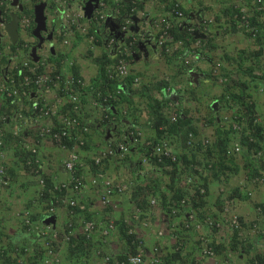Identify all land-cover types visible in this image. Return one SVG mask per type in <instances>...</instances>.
<instances>
[{"label": "rangeland", "instance_id": "1", "mask_svg": "<svg viewBox=\"0 0 264 264\" xmlns=\"http://www.w3.org/2000/svg\"><path fill=\"white\" fill-rule=\"evenodd\" d=\"M88 1L75 0V7L77 8L76 3L79 2L80 8L74 11L79 22L83 25L89 24L90 30L94 31L95 26H92L90 20L84 16ZM113 1L108 0L111 7L114 6ZM187 1L185 5L183 1L178 0L185 10V15L181 19H174L172 31L173 40L174 38L183 39L184 44L169 56L160 53L156 43L159 34L154 24L158 19L165 17L164 11L161 14H151L149 10L142 9L144 12L140 14H131L124 7V10L111 14V23L122 25L126 19L132 22V26L127 30L118 29L115 32L117 47L133 39L146 45L144 54L138 55V52L133 49L132 54L128 56L131 74L126 80L128 83L123 94L129 90L131 94L126 99H120L121 110H119L116 121L120 123V119H128L134 124L138 123L139 126H143L144 122L135 121L136 116L142 119L147 101H149L148 106L159 101L163 119L169 121L167 124L176 123L180 118L189 122L179 127L172 137L175 140L174 150L178 157L177 163L159 164L154 159L146 157L148 152L142 146H137L138 156L131 157V161L138 165V169L130 170L135 178L132 187L137 189L143 187L139 193L141 210L139 211L136 206L130 208L125 226L121 225L118 220L116 223L119 229L126 227L129 230H137V233L133 232L135 233L134 241L132 243L126 241L124 235H110L106 244H103L101 235H94L92 243L85 244L83 235H74L79 243L76 246L78 251L71 253V247H73L71 241L65 240L60 233L57 236L48 233L45 235H48L49 239L43 238L45 235L39 234L38 231L44 230L41 215L48 213L49 206L44 202L45 196L42 195L43 188L39 186L37 173L26 164L30 155L28 150L30 144L27 140L23 142L20 138H16L11 130H4L2 132L3 151L12 177V186L6 185L0 189V202H4L7 207L3 209L0 217L2 264H44L46 249L52 245L51 237L57 238L54 243L58 244L56 249L61 253V264H81L93 252L100 263L109 264L106 257H111L113 261L120 260L128 254L138 252L139 245L141 249L144 248L148 260L152 259L153 254L157 252L163 264H176L177 261L181 264H196L198 261L197 255L195 256L196 250L201 252V255L203 253L204 247L200 238L202 234L198 232L199 235H193V242L187 246L184 256L181 254L179 245L162 244L157 234L160 229L165 228L164 225L168 226V222L173 223L171 219H175V216L181 217L180 214L172 213V206L179 209L180 200L184 197L191 203H195L194 192L199 185H205L208 191L210 188H214L215 191L212 200L204 199L205 204L193 207L200 218L210 213L227 221L233 213L240 212L238 198L249 200L244 204L249 205L248 208L255 217L254 222H259L260 217L264 216V202H254L256 201L254 197L249 195L250 192L264 187V182L257 183L255 180L257 176L264 175V23L262 22L264 20V0L257 6L253 4V0H249L245 5L242 4L245 0ZM165 11L167 12V9ZM241 11L248 16L253 25L260 26L259 36H254L253 32L241 25V22L237 23L235 16ZM179 21L195 27L203 25V37L191 35L189 38V35L181 29ZM98 23L105 24L102 21ZM114 28L116 27L112 25V29ZM91 33L94 34L90 31ZM75 36L76 39H71L72 45L63 50L64 53L70 55L76 50L80 56L76 60L70 57V60L74 61L73 65L77 66L78 63L83 62L89 69V73H95L99 69L98 65L103 64V61L99 62L97 59L105 56L104 48L100 47L98 52H94L90 47L100 42H91L86 39L88 35L85 31L78 29ZM202 38L205 46L204 43L200 45L197 43ZM2 50L0 51L2 56L0 72L1 69L9 70L5 66L10 58L7 54L4 55ZM118 51V48L112 50L114 55H117ZM8 53L15 56L14 59H23L27 54V49L24 46L20 54L13 51ZM187 60L189 62H186ZM190 64L194 73L188 71ZM135 77H140L141 82L136 83ZM151 80L154 81L155 89L165 90L169 97L165 98L163 92L154 93L153 88L151 89L153 95L150 94L145 87ZM158 93L161 98L158 97ZM251 103L254 104L256 113L249 111L248 105ZM1 112L0 109V114ZM136 112L138 114H135ZM102 116V113L99 114L98 121H101ZM174 116L176 118L172 120ZM258 126L261 128V136L256 130ZM163 135L164 132L159 135L153 125L149 128V136L143 133L142 138L147 137L146 141L156 142ZM103 137H106L105 130L97 139L99 145L103 143ZM190 138L193 140L191 144L188 143ZM117 139L120 138L117 137ZM20 141H22L21 144H19ZM25 142L26 149L21 150L20 154L14 151L16 144L22 146ZM237 146H240L241 150L238 153L233 152ZM85 147L89 148L88 144ZM54 148L66 153L60 146L59 149ZM64 158L62 157L59 161L56 158H49L47 160L50 164L47 165L49 169L46 168L47 173H43L46 176L51 173L58 174L55 168L61 167ZM140 170L145 174L141 179L139 176L143 174ZM127 174H129L128 171L122 176ZM48 177L49 181L54 178ZM177 188L183 191L178 192L182 196L175 194ZM152 197L160 201L158 206L150 205L149 199ZM59 206L63 208L66 205L60 203ZM163 210L164 215L160 212ZM153 213H156V216ZM137 214H141L140 220L145 218L142 224L149 235H144L141 227L137 225L138 218L135 217ZM27 216L32 217L34 228L26 224ZM88 217L92 218L89 214ZM147 217L152 220L149 225L146 224ZM241 217L243 216L240 215V219ZM174 223L173 228L181 225V222L177 226ZM243 223L242 231L254 227L253 222L248 223L243 220ZM77 227L78 233L86 231L85 224L78 223ZM227 227L229 226L225 224L221 230H215L211 233L212 235H209L210 237L207 235L206 237L216 253L220 250L217 241L221 242L223 248L220 252L224 253L228 260L238 256L240 243H246L244 245L247 247L252 243L250 241L252 238L251 235H237V230L231 227L226 230ZM62 229L64 228H60ZM18 235H22V239L14 241L15 236L18 237ZM248 249L242 253H249ZM261 249L262 247L258 252H254L251 262H254V259L261 254ZM99 250L100 253H98ZM228 253L232 256H228ZM86 260L91 264L94 263L89 259Z\"/></svg>", "mask_w": 264, "mask_h": 264}, {"label": "crops", "instance_id": "2", "mask_svg": "<svg viewBox=\"0 0 264 264\" xmlns=\"http://www.w3.org/2000/svg\"><path fill=\"white\" fill-rule=\"evenodd\" d=\"M117 1V0H115ZM173 0H144V9L149 10L151 14H161L162 11L164 13L166 12L165 9L167 6L172 2ZM178 1V0H177ZM187 4V0H181ZM249 0H245L242 4L245 5L248 3ZM27 3V11L33 15V25H31L28 28H23L20 25V21L17 18V14L14 11H17L16 6H14V3ZM31 2V3H30ZM46 6L43 11V15L45 17V23L43 24V29L40 31L36 32V29L38 27V22H36V5L39 3H34L33 0H7L5 1V4L8 6V12L5 13V11L2 9V14L0 15V51H4V55L7 54L9 56V63L6 64L5 67H7L9 70H6V72L3 74V70L1 69L0 72V82L4 81L7 79V74L10 71V68L14 69V65L16 63L15 56L13 57L10 55L8 52H14V53H21L23 50V47L27 49L35 45H40L41 47V53L51 57L56 58L53 59L55 60L59 66L60 69L62 70L63 74H68L70 75L72 73V63L74 62L73 60H70V57H74V60L80 54L74 50V53H70L68 55L67 53H64L63 50L66 48H70V46H66L62 43V36H71V38L76 39L75 32H77L78 27L72 26L70 23V16L75 15V9L80 8L79 7V2L76 3L77 8L75 7V0H45ZM1 8V7H0ZM112 8L110 10V13H112ZM98 30L102 32L103 34L106 32V27L103 25L98 26ZM96 28V27H95ZM105 28V29H104ZM97 30V29H95ZM75 33V34H74ZM101 33V34H102ZM74 34V35H73ZM75 42V40H74ZM71 44V43H69ZM85 45V43L83 44ZM87 46V45H86ZM79 48V46H77ZM95 52H98V49L100 48L99 45L92 46ZM103 48V47H101ZM98 55V53H97ZM16 57H18V54H16ZM0 59H2V56L0 55ZM202 61V59H200ZM79 65V71L80 75L84 78L86 85L84 89V106L82 107V121L85 124H88L91 127V132L89 133L88 141L87 144L89 148H83L81 150V155L85 157V167H82L81 172L84 174L88 181V188L86 189V193L84 196V201L87 203V211L89 216H91L95 221H101L105 219L107 216L112 217L116 220H125L127 221L129 218V209L134 208L135 206L141 210L139 200H140V194H136L135 188H132V190L123 192V193H115L111 196V204H105L102 199H101V192L98 188L96 187H90L89 186V180L93 172H89L86 167L91 161L90 158H92L99 150L105 148L108 142H115V134L117 133V129L119 125H99L96 121L97 118L99 117V114H101V109L98 108L97 106L94 105L93 101L91 102V97L95 95L97 92V88L100 86V83H98V78L99 77V69L95 71V73H89V69L86 68V64L84 65L83 62L78 63ZM4 66V64H2ZM4 67V68H5ZM189 71V70H188ZM94 72V71H93ZM154 72V70L152 71ZM153 80H151L150 83L145 87V89L153 95V92H163V96L166 98L167 93L165 90H157L155 89V85L153 84ZM153 88V92L152 89ZM142 90V89H141ZM142 93L144 91L142 90ZM35 97L39 96V98H42L46 100L50 105L53 107H56L58 109V114L55 115L53 118H44L43 121L46 123H51L53 126H59L61 123V115H63L65 112L70 111V105L66 103V98H62V91L57 85H52L50 89L48 90H38L37 92L34 93ZM158 97L161 98L160 93H158ZM60 98L63 99V101H60ZM31 98H7L5 96L0 95V109L2 110L1 114H10L14 115L15 111L22 112L24 114L23 118L20 119H12L11 122L6 126V130H19L24 139V141H28L30 148L33 144V139L34 136H36L37 133V128L40 125L41 121L35 116L33 113L30 111V105H31ZM149 101L146 102V111H144V115L142 116V119L140 120L136 116L135 121H142L144 122L143 126H139V124H134L138 128H140L142 134H148L149 136V128H152L153 125V120L154 113L151 111L152 109L150 108ZM144 107V106H142ZM147 112V113H145ZM135 114H138L137 112ZM147 114V115H145ZM116 124V123H115ZM117 126V127H116ZM105 130L106 131V137H103V143L98 144L99 141H97L99 135L101 132ZM110 131V135H109ZM147 132V133H146ZM17 137V136H16ZM147 137L141 138V140H138V143L134 146L131 147V150L129 154L124 158V159H117V158H111L107 160V162L104 165V171L107 172L111 177L115 179H121L124 176V174L127 169H132L134 166V162L131 161V157H137L138 152L137 146L142 145L141 143H144L146 141ZM26 145V142L24 143ZM24 145V146H25ZM28 145V144H27ZM15 152L19 153L21 152V146L16 144ZM59 146L62 147L60 144L56 143V146H54V142L51 140L45 139L40 141V145L38 146V157L40 159L41 165L44 168V172H46L47 165H50L47 160L49 158L57 159L58 161L62 158L65 157L64 160L67 158L68 154L70 153L72 147H62L65 152H61L60 150H56L54 147H57L59 149ZM59 155H62L59 157ZM55 162V161H54ZM43 163V164H42ZM45 165V167H44ZM55 169L58 170V174H49L48 176L54 177L55 181L59 179H67L69 177V172L64 169L63 163L61 167H56ZM124 170V173H122ZM51 172H53V169H51ZM138 172V171H137ZM140 172L143 174L139 176L141 179L142 177L145 176L144 171L140 170ZM47 173V172H46ZM57 175V176H56ZM56 176V177H55ZM40 186V185H39ZM215 196V191L214 188H210L209 191L207 192L206 200L211 199ZM251 197H254V202H264V187L261 189L256 190L255 192H251ZM239 200V208L240 212L239 214L243 216V220L251 223H254L253 228H248L246 229L247 231H240L237 233V235H251L250 237L252 240H250L252 243L250 245H247L245 247L244 244L246 243H240V248L242 249L241 252H238V256H235L233 259H228L224 253H221L220 250L223 248V245L221 242L217 241L219 244V251L217 252L215 257H203L201 255V252L196 250L195 256L197 255L196 258L202 260V264H251V256L254 255V252H258L260 247L262 249L264 248V216H261L259 219V222H254L255 217L253 216L251 209H249V205H245V202H249V200L241 199L238 198ZM160 204V201H158ZM208 204V203H206ZM164 206V204H162ZM7 208L5 207L4 202H0V217L2 216L3 209ZM248 208V209H247ZM238 209V208H237ZM57 222H56V227L58 229L64 228L66 226V223L69 221V210L67 206L65 207H58L57 208ZM163 215L165 211H160ZM59 215V216H58ZM154 216H156V213H153ZM50 215L43 214L41 215V220L42 222H47L48 219H51ZM137 218V217H136ZM181 217H176L175 219H171V221H174V225L176 223L181 222ZM172 222H168V226H165L163 228L165 234L163 237L158 238L160 239V243L162 244H177L179 247H181L182 251V256H184V252L187 249V246L193 242L194 236L193 235H199L201 240L202 238L208 239L210 237L209 235H212L213 233L211 230L203 229V230H196V229H183L181 226H178L177 229L175 227L173 228ZM137 225L141 227L143 230L144 235H149L145 230H144V225L142 224L140 219H137ZM246 225V224H245ZM78 223L76 224V231L78 229ZM251 227V225H250ZM229 227H227L226 230H228ZM133 231V230H132ZM135 233H137V230H134ZM199 232V234H198ZM222 233L224 232L221 231ZM111 235H121L120 229H118V226L116 227V230L112 232ZM239 237V236H238ZM212 238V237H211ZM216 238H218L216 236ZM241 238V237H240ZM243 238V237H242ZM22 239V235H18V237L15 236L14 241H20ZM246 240V239H243ZM151 241V239H150ZM148 241V242H150ZM203 242V240H202ZM201 242V243H202ZM247 242V241H246ZM77 243V242H75ZM78 246V245H77ZM248 249L249 253H242L244 250ZM78 251V248L76 247H71V253H76ZM178 255V253H177ZM186 258V257H182ZM91 262H94L93 264H103L98 261V257L94 256V252L89 255L88 258ZM86 259L83 260L84 263L91 264L89 261ZM176 264H181L180 261H177Z\"/></svg>", "mask_w": 264, "mask_h": 264}, {"label": "built area", "instance_id": "3", "mask_svg": "<svg viewBox=\"0 0 264 264\" xmlns=\"http://www.w3.org/2000/svg\"><path fill=\"white\" fill-rule=\"evenodd\" d=\"M142 0H118V4L116 7L112 8V13L119 12L122 5H126L131 14H139L141 12L140 3ZM263 0H253V4L257 6ZM3 4V2H1ZM7 8V7H6ZM96 17H99L102 20H106L109 15H111V8L108 6L106 0H98L95 5ZM242 12V11H241ZM174 19H181L184 17V11L180 8L178 3L174 4L172 9L168 12V16L162 17L155 21V27L158 31L159 37L156 40L158 47L161 49V52L165 54H172L177 45L182 44V41L178 42L177 45L174 43H169L170 38L173 37L171 35V31L173 28ZM237 20L241 22L242 26L249 29L254 33V35L259 34V27L253 26L248 19V16L242 12L241 16H237ZM78 21L77 15L70 16V23L76 25ZM21 25L23 28H28L32 24V18L27 14L22 16ZM131 21L127 19L125 23L122 24V29L127 30L130 27ZM179 25H183L184 27H188L187 24H183V21H179ZM86 27H82V30H86ZM189 30L193 32L195 30L194 27H189ZM104 43L111 47L115 43L114 37H106L104 39ZM135 44V40L128 42L127 45L121 50V56L117 62L111 63L107 66V75L110 79L113 80H122L126 78L130 74V68L127 61V55L133 48ZM201 44V41H198V45ZM40 55V53H39ZM11 74H7V79L0 82V95L10 97V98H28L32 100L31 108L33 110V114L37 116V118L41 121L40 125L37 128L36 136L41 139H45L51 137V140H61L63 136L69 135V137L73 134V131L80 125V111L82 106V98H81V90L84 87V83L82 80H75L74 77H66L64 78L61 73L58 71L57 65L48 60V56L45 57L40 55L38 60H35L32 56V51L29 52L28 57L22 59L21 61L16 60L14 65V69H12ZM136 82H139V78L135 79ZM57 85L61 91L67 96L69 95L70 102L73 105L72 112L73 114H63L61 115V123L63 131H55L52 133L53 124L46 123L43 121L44 118H53L58 114V109L50 105L46 100L39 98V96L34 95L38 90H48L51 85ZM37 88V89H36ZM36 89V91H35ZM121 90H116L115 94H111L109 97H117ZM108 96H105V100L109 99ZM62 98H65L63 95ZM60 101L63 99L60 98ZM22 117V114H18ZM18 116V117H19ZM176 117L174 116L172 120ZM11 117L9 115H0V125H7L10 123ZM88 128L84 127V131ZM161 130L164 131L163 137H161L157 142L152 143L150 141H146V148L150 151L152 157L157 159L159 162H175L177 161V155L174 151V138H171L169 135L168 125L164 124L160 127ZM127 132L125 131L122 136L124 137V141H119L115 146H110L108 149L104 150L101 154H98L93 157L94 165L101 167L104 163V160L111 156H124L126 151L128 150L127 141L129 142H137L141 136L140 129L134 125L129 124L127 126ZM15 133H18L16 130ZM2 133V127H0V135ZM192 138L190 139L191 142ZM83 143V141L81 142ZM3 144V139L0 138V147ZM34 152L35 148L32 149ZM241 150L240 146L235 148L233 152H239ZM230 152V151H229ZM3 152L0 151V187L4 184H7L6 179V169L3 165ZM82 165V159L80 154L77 151L71 152L67 160L64 162L65 169L69 172L70 177L68 181L61 183L58 186L60 190H68L72 189L75 193V196L70 198L69 203L72 206H79L81 209H85V205L82 203V197L85 189L88 187L87 182L82 174L78 172V167ZM257 183L264 182V175H259L255 178ZM93 186H97L102 188V199L104 203H109L110 195L113 193H122L130 188L132 181L127 179L115 180L108 175H106L103 171H98L92 178L90 182ZM201 193H205V188L201 187ZM151 204L156 205L157 200L155 198L151 199ZM182 210L180 208L176 209L174 206L172 207V213L176 214L179 211H182L184 217L185 228H194L196 230H203L209 228L210 230L221 229L223 227L224 222L222 219L214 216L213 214L207 213L203 217H199V215L194 211H185L186 208L191 207V202L184 198L181 201ZM54 208H52L53 211ZM27 222L30 224L31 220L28 219ZM230 225L234 229L241 228V222L239 215L234 213L230 218ZM114 229V221L109 220L106 222H101L99 225L95 223H88L86 225V234L87 237H91L95 232L96 234H100L102 236H107ZM57 236V233H54ZM72 232H66L64 234L65 240L71 239ZM159 237L164 235V230L160 229L158 231ZM57 239V238H52ZM203 242V257H215L216 252L212 245L208 242V239L202 238ZM138 247V246H137ZM157 250V249H156ZM48 256L52 257L53 262H60V257L54 251L52 246L48 248ZM1 257V252H0ZM47 258L46 262H50V259ZM111 257H106V260L109 261ZM1 261V260H0ZM115 264H163L161 256L156 252L153 254L152 259L148 260L147 253L144 251V248L138 247V252L136 254L129 255L125 260L118 261ZM199 264V263H198ZM256 264H260L256 261Z\"/></svg>", "mask_w": 264, "mask_h": 264}, {"label": "clouds", "instance_id": "4", "mask_svg": "<svg viewBox=\"0 0 264 264\" xmlns=\"http://www.w3.org/2000/svg\"><path fill=\"white\" fill-rule=\"evenodd\" d=\"M36 1L37 0H33V2L34 3H36ZM98 0H93V7H94V11H93V13H92V15L90 16V17H88V15L86 14V10H85V15L84 16H86V18H88L89 20H90V22L93 24L92 26H95V24H94V22L96 23V24H98L99 26L101 25H103V26H105L106 27V32L104 33V34H102V36H101V38H100V40H99V42H102V43H99V44H93L92 46H95V45H99L100 47H103L104 48V50H105V52H106V54H105V58H104V64H105V67H104V76H102V78L100 77V78H98V83H100V81L102 82V83H100V86L96 89L97 90V94L96 95H94L93 97H91V102L93 101V103H99L100 105H103V106H105L106 105V102H100V98L101 97H103V96H106L107 94H108V97L112 94H115V91L116 90H121V92L118 94V96L117 97H109V99L107 100V101H110L109 103H111L112 101H113V103L114 102H116L117 100H120L121 99V95L124 93V91H125V88L127 87V83H126V80H127V78L130 76V74H131V67H130V60H129V58H128V56H130L132 53H131V51L133 50V49H135L136 50V52H138V55H142V54H144L145 52H146V45L145 44H142V43H139L137 40H135V44L133 45V48H132V50L130 51V53H128V55H127V61H128V65H129V68H130V74L126 77V78H124V79H122V80H113V79H110L109 77H108V75H107V66L109 65V64H111V63H114V62H117L118 61V59L120 58V54H121V50L125 47V45H127L128 44V42H130V41H133V40H127V42L124 44V45H119V47H117V45H118V43H117V41H116V38H117V35L115 34V32H117L118 31V29H120V30H123L122 29V25L121 24H119V23H117V24H115V23H111V15H109L108 16V18L106 19V20H102V19H99V20H101L102 22H105V24H100V23H98V22H96V21H94V20H92L91 18H92V16H94V14H95V11H96V8H95V5H96V2H97ZM107 1V3H108V0H106ZM111 1V0H110ZM143 1L144 0H142L141 1V3H140V8H141V12H144L142 9H144V3H143ZM1 2H3V4H1ZM0 2V7L5 11V13L6 12H8V6L5 4V1H1ZM41 2H44V1H40V2H38V3H41ZM31 3V2H30ZM176 3H178L179 5H180V8L184 11V15H185V10L181 7V4L177 1V0H173L172 2H170V4L167 6V12H165V14H164V16L166 17V16H168V12L172 9V7L174 6V4H176ZM20 4V6H16V8H17V10H18V12L17 11H14L15 13H19V11H20V14H17V15H15V16H17V18L19 19V21H20V25L22 24L21 23V19H22V16L23 15H25V14H27L28 16H30L31 18H32V24L31 25H33V15L32 14H30L28 11H27V6H25L24 5V3H19ZM113 4H114V6L113 7H116V5L118 4V0L117 1H113ZM108 6L111 8V6L108 4ZM7 7V8H6ZM22 7H23V9H22ZM124 7H127L126 5H122L121 6V8H120V11H122V10H124ZM128 9V8H127ZM144 10H146V9H144ZM243 10V9H242ZM140 12V13H141ZM139 13V14H140ZM112 14V13H111ZM240 14H242V12H240ZM82 16V15H81ZM84 16H82V17H84ZM237 16L239 17V15H236L235 16V18L236 19H238L237 18ZM174 18L175 17H173L171 20L172 21H174ZM127 20V19H126ZM125 20V21H126ZM130 20V19H129ZM125 21H123L122 22V24L123 23H125ZM131 21V20H130ZM116 22V21H115ZM239 21L237 20V23H238ZM251 22V21H250ZM263 23H264V20L262 21ZM183 24H187V23H185V22H183ZM239 24V23H238ZM251 24H252V22H251ZM112 25L114 26V27H116V28H114V29H112ZM188 25V27H184L183 25H180L181 26V29L185 32V33H187L188 35H189V38H191L190 36L191 35H195V36H197L198 37V35H200V36H202V32L204 31L203 30V25L202 26H199V27H195L194 25H189V24H187ZM253 25V24H252ZM22 26V25H21ZM74 26H76V28L78 27V29H80V30H82V27H86L87 29L86 30H82V31H85L86 32V34L88 35L87 37H86V39H88L89 41H91V42H96V41H98L97 40V38H96V35L95 34H90V31H92L93 32V30L91 29L90 30V25L89 24H86V25H83L82 23H80L79 22V20L77 21V24L76 25H74ZM132 26V22H131V24H130V27ZM253 26H257V27H259V34H260V32H261V30H260V26L259 25H253ZM173 27H174V23H173ZM189 27H194L195 28V30L193 31V32H191L190 30H189ZM92 28V27H91ZM172 31H173V28H172ZM172 31H171V35H172ZM250 31V30H249ZM252 32V31H251ZM75 33H77V32H75ZM74 33V34H75ZM73 34V35H74ZM254 34V33H253ZM259 34L258 35H254V36H259ZM76 35V34H75ZM106 37H114V39H115V43L113 44V46H111V47H109V46H107L105 43H104V39L106 38ZM173 37V36H172ZM203 37V36H202ZM71 39H73V38H71V36H62V43L64 44V45H66V46H71L72 45V42H71ZM195 40H196V38H195ZM180 41H182V44H180V45H177V43L178 42H180ZM198 41H201V44L202 43H204V41H203V38L202 39H199ZM198 41H197V43H198ZM69 43H71V44H69ZM169 43H174V46H175V44L177 45V47L174 49V51H176V49L177 48H181L182 46H183V44H184V40L183 39H176V38H174V40L172 41V42H170L169 41ZM143 45H145L144 47H143ZM204 46H205V43L203 44ZM37 45H35V46H32V47H30L29 46V48L27 47V54H26V56L24 57V58H26V57H28V54H29V52L30 51H32V53H33V48L34 47H36ZM92 46L90 47L93 51H94V49L92 48ZM116 48H118V54L117 55H114L113 54V52H112V50H116ZM26 49V48H25ZM160 49V48H159ZM174 51H173V53H174ZM203 51V50H202ZM95 52V51H94ZM39 53H40V55L41 56H43V57H45V55L44 54H42L41 53V47H38L37 48V51H36V57H37V59H35V56H33L34 57V59L35 60H38L39 58H40V55H39ZM160 53H162V54H164V55H167V56H169V55H172V54H165L164 52H161V49H160ZM23 58V59H24ZM111 58V59H110ZM16 60H18V61H21L22 59H16ZM48 60L50 61V62H53L55 65H57V67H58V71H59V73H61L62 75H63V77L64 78H66V77H74L75 78V80L77 81V80H82L83 81V83H84V87H83V89L81 90V98H82V106H84V103H85V100H84V89H85V85H86V82H85V80H84V78L80 75V71H79V75L78 76H76V74L74 73V70H73V64H74V62L72 63V73L70 74V75H66V74H63L62 73V70L60 69V66H59V64L55 61V60H53V58L51 59V57H48ZM112 60V61H111ZM190 61H192V60H190ZM186 62H189V60H187ZM193 62V61H192ZM78 66V65H77ZM99 66V65H98ZM193 66H194V63H193ZM79 68V67H78ZM79 70V69H78ZM11 71H12V68H11ZM14 72V71H13ZM189 72L190 73H194L195 71L194 70H191V64H190V66H189ZM99 74H100V66H99ZM136 78H139V82H141V78L140 77H135V79ZM136 82V81H135ZM139 82H136V83H139ZM53 85V84H52ZM51 85V86H52ZM139 85V84H138ZM50 86V87H51ZM50 87H49V89H50ZM37 89V88H36ZM36 89H35V91H36ZM61 90V89H60ZM99 91V92H98ZM65 96V98H66V103L67 104H69L70 105V111L69 112H65L64 114H73V112H72V108H73V105L71 104V102H70V98H69V95H65L64 94V92L62 91V96ZM167 97H169L168 96V94H167ZM7 98H9V97H7ZM21 98H24V97H21ZM11 99H15V98H11ZM28 99V98H27ZM32 102V101H31ZM120 104H122V103H119V105ZM95 105V104H94ZM81 106V107H82ZM96 106V105H95ZM112 106H114V105H112ZM30 108H31V105H30ZM112 108H114V107H112ZM32 109V108H31ZM30 109V111H31V113H33V111ZM100 109H101V113H102V117H101V119H103L104 117H105V114H104V112H103V108L102 107H100ZM117 110L119 111V110H121V107H117ZM126 112V111H125ZM19 113H21L22 114V117H20L18 114ZM115 113V112H114ZM0 115H9L10 117H11V120L12 119H20V118H23L24 117V114L22 113V112H19V111H15V113H14V115H10V114H0ZM81 115H82V113H81ZM19 116V117H18ZM81 118V116L79 117V119ZM99 118V117H98ZM98 118H97V121H98ZM116 119L117 118H114L113 119V123L111 124L112 126L113 125H119V127H118V129H117V133L115 134V139H116V141L115 142H110V143H107V145H106V147L105 148H103V149H101V150H99L94 156H96V155H98V154H101L104 150H106V149H108L110 146H115L116 144H117V142H119V141H124V137L122 136V134L126 131L127 132V126L129 125V124H132L131 122H130V120H128V119H123V124L125 125L124 127L120 124V123H118L117 121H116ZM11 120H10V122H11ZM96 121V122H97ZM116 123V124H115ZM8 125V124H7ZM6 124L5 125H0V127H2V132L4 131V130H6V126H7ZM117 127V126H116ZM87 130L86 131H83V134L84 135H86V134H88V133H90L91 132V127L87 124ZM140 129V128H139ZM122 130H123V132H122ZM15 130H12L11 132H13V135L16 137H20V136H22V135H24L23 133H21L19 130H16L18 133H15L14 132ZM141 131V130H140ZM122 132V133H121ZM2 133H1V135H0V138L1 139H3L2 138ZM109 135H110V131H109ZM118 135V136H117ZM190 135L192 136V133H190ZM169 136H170V134H169ZM117 137L118 138H120V139H117ZM141 138H142V132H141V136H140V138H139V140H141ZM25 139V138H24ZM45 139H48V138H45ZM44 139V140H45ZM191 139V138H190ZM189 139V140H190ZM43 140V139H42ZM49 140V139H48ZM51 140V139H50ZM73 140V148H76L75 149V151H79L80 153H81V150L83 149V148H86L85 147V145L87 144V141H88V138H86V139H79V140H75V139H72ZM52 142H54V143H56L55 141H53V140H51ZM83 141V143H81ZM175 141V140H174ZM150 142H152V143H155L154 141H150ZM157 142V141H156ZM138 143V141L137 142H129V141H127V145H128V150L126 151V153H125V155L124 156H111V157H108L107 159H105L104 160V163L102 164V166L101 167H98V166H95L96 167V170H97V172L100 170V171H103L106 175H108L109 177H111L107 172H105L104 171V165H105V163L107 162V160H109V159H111V158H117V159H124L128 154H129V152H130V150H131V147L132 146H134V145H136ZM112 144V145H111ZM142 145H140V146H142L143 148H145L146 150H147V152H148V156H146V157H148V158H152V159H154L157 163H159V164H165L166 162H170V161H165V162H159V161H157V159H155L154 157H152L151 156V154H150V151L146 148V141L144 142V143H141ZM3 145H4V139H3V144H2V146L0 147V151H2L3 152V155H4V157H3V165L5 166V169H6V179H7V184H4L3 186H1L0 187V189H2L3 187H5L6 185L8 186V185H10V187L12 186V177H11V175H10V172H9V168H8V166L6 165V157H5V152L3 151ZM173 146H174V143H173ZM34 147L33 146H31L30 148H28V150L30 151V155H29V157H28V159H27V161H26V164H27V166L33 171V172H35V173H37L36 174V177H37V180H38V182H39V185H40V188L42 187L43 188V191H42V195H44V192H45V190H46V188H47V184H48V182H52L54 185H53V187L49 190L50 191V194H49V198L51 197L52 199L49 201L46 197L44 198L45 199V201L44 202H46L47 204H48V206H49V209H48V215H50L51 217H53V218H55V221L54 222H43L44 223V226H42L43 228H44V230H42L41 232L40 231H38L39 232V234H43V235H45V234H48V233H52V235H54V233H57V234H61V235H63V237H64V234L66 233V232H69V231H71L72 232V235H71V239L69 240V241H71V243H72V245H73V247H76L79 243H78V241H77V239L74 237V235H83V241H85V244H88V243H92L91 242V240H92V238L94 237V235H100V234H96V232L91 236V237H87V234H86V232L84 231V232H80V233H78V231H76V224L77 223H80L81 225L82 224H85V226L88 224V223H95L96 225H99V223H101V222H106V221H109V220H113L114 221V229L110 232V234L109 235H107V236H102L101 235V241L103 242V244H106V241H107V239H108V237L112 234V232L114 231V230H116V227H117V223H116V219H114V218H112V217H109V216H107L105 219H103V220H101V221H95V219H93V218H91L90 219V217H88V211H87V209H88V205H87V203L84 201V196H85V193H86V189L88 188H86L85 189V191H84V194H83V197H82V203L85 205V209H81L79 206H72L70 203H69V201H70V198H72V197H74L75 196V193H74V191L72 190V189H68V190H60V189H58V186L61 184V183H63V182H65V181H68L69 180V177H70V174H69V177L67 178V179H64V180H58V181H55V179H52V181H49V177L48 176H46V174L45 173H43L44 172V170H43V167H42V165H41V162H40V159H39V157H38V148L36 147V151L34 152L32 149H33ZM175 151V150H174ZM71 154V152L68 154V156H67V158L69 157V155ZM177 155V154H176ZM93 156V157H94ZM67 158L63 161V167H64V169H65V166H64V162L67 160ZM81 159H82V165L81 166H79L78 167V172L80 173V174H82L83 176H84V174L81 172V169H82V167H85V164H84V160H85V157H83V156H81ZM143 161H145V159L143 160ZM176 162V161H175ZM171 163H174V162H171ZM43 164V163H42ZM86 169L89 171V172H91L92 173V171L90 170V165H87V167H86ZM134 169H138V165L137 164H134V166H133V168L132 169H127V171L129 172V174H127L126 176H124L123 178H121V179H115V178H113V177H111V178H113V179H115V180H122V179H127V180H131L132 181V183H131V186H130V188L129 189H127L126 191H124V192H127V191H130V190H132V188H134V187H132V185H134V182H133V179H135L134 177H133V174L131 173V171L130 170H133L134 171ZM66 170V169H65ZM68 172V171H67ZM97 172H93V174L91 175V177H90V180H89V186L90 187H96V188H98L99 190H100V192H101V199H102V193H103V191H102V188H99V187H97V186H93L90 182H91V178L97 173ZM84 178H85V181L87 182V184H88V181H87V179H86V177L84 176ZM201 187H204L205 188V193L203 194V193H201V194H203L204 196V199H206V196H207V192H208V190H207V188L205 187V185H199L198 186V188L200 189V192H201ZM137 188H135V190H136ZM197 190V189H196ZM196 190H195V192H194V195H195V193H196ZM123 193V192H122ZM113 194H115V193H113ZM113 194H111L110 195V201H111V196L113 195ZM249 195H251V192L249 193ZM152 198H155V197H152ZM151 198V199H152ZM185 198V197H184ZM151 199H149V203H150V205L151 206H153V207H155V206H158V204H159V200L157 199V198H155L156 200H157V204L156 205H152L151 204ZM102 201H103V199H102ZM110 201H109V203H105L106 205L108 204H111L110 203ZM190 201V200H189ZM60 203H63V204H65L66 206H67V208H68V210H69V216H70V218H69V221L66 223V226L64 227V229H62V230H60V229H58L57 227H56V222H57V207L59 206V204ZM173 207V206H172ZM194 206H191V207H188V208H186L185 209V211L187 212V211H194V212H196L197 213V211L195 210V208H193ZM52 208H54L53 209V211H52ZM180 208H181V210H182V206H181V203H180ZM180 208H179V210H180ZM46 214V215H47ZM177 214H180V216H181V225H179V226H181L183 229H189V228H185L184 226H183V224H184V217H183V212L182 211H179L178 213H176L175 215H177ZM234 214V213H233ZM232 214V215H233ZM238 215H239V213H237ZM232 215L230 216V218L232 217ZM135 217H137L138 219L141 217V214H137V215H135ZM216 217H218V218H220V219H222L221 217H219V216H216ZM230 218L227 220V221H224L223 219H222V221L224 222V224H223V227H224V225L225 224H227L229 227H231L232 228V226L230 225ZM239 218H240V215H239ZM28 219H30L31 220V223L29 224L28 222H27V220ZM144 219L145 218H143V219H141V222H143L144 221ZM147 219V222H146V224H148L149 225V223H151V218H149V217H147L146 218ZM118 221H120L121 222V225H122V223H124V224H126V221L125 220H118ZM128 221V220H127ZM41 222H42V220H41ZM240 222H243V220H242V217H241V219H240ZM26 224L27 225H29V226H31V227H33L34 228V221L32 220V217L31 216H27L26 217ZM242 224V223H241ZM178 225V223H176L175 224V226H177ZM38 228L39 227H41V226H37ZM222 227V228H223ZM242 227H243V225H241V228L240 229H234V228H232L233 230H237V231H242ZM221 228V229H222ZM119 229V228H118ZM175 229H177V227L175 228ZM191 229H194V228H191ZM209 229V228H208ZM221 229H218V230H221ZM78 230V229H77ZM120 230H121V228H120ZM125 230L127 231V233H132L133 235L135 234V233H133L134 231H132V229L131 230H129V229H126V227H125ZM125 230H123V231H125ZM210 230V229H209ZM212 232H214L215 230H211ZM239 231V232H240ZM121 232V235H123V233H122V231H120ZM164 234H165V232H164ZM164 236V235H163ZM162 236V237H163ZM43 238H46V239H49V236L48 235H45V237H43ZM161 238V237H160ZM135 239V238H134ZM134 239H132V242L134 241ZM73 240V241H72ZM125 240L127 241V239L125 238ZM55 241H57V239L55 240V239H52V237H51V239H50V242L52 243V248L54 249V251L58 254V256L60 257V259L62 260V258H61V253H60V251H57V249H56V245H58L57 243H54ZM75 242H77V243H75ZM243 243V242H242ZM50 247V246H49ZM48 247V248H49ZM48 248L46 249V254H45V257L43 258V262H44V264H61V260H60V262H53V259H52V257H50L49 258V256H48ZM215 250V249H214ZM241 248H240V250H239V252H241ZM0 252H1V257H0V264H2V251L0 250ZM216 252V251H215ZM98 253H100V250L98 251ZM137 253V252H136ZM135 253V254H136ZM217 254V253H216ZM229 255L228 256H232L231 255V253H228ZM129 255H132V254H128L126 257H123V258H121L120 260H115V261H113V259L111 258L110 260H109V264H115L116 262H118V261H123V260H125ZM47 258H49L50 259V262L48 263V262H46V260H47ZM256 261H258L260 264H264V248L263 249H261V254L260 255H258V257H256L255 259H254V262H252V264H256ZM262 262V263H261ZM83 264H87V263H84V262H82ZM81 263V264H82ZM202 264V260L201 259H198V261H196V264Z\"/></svg>", "mask_w": 264, "mask_h": 264}, {"label": "trees", "instance_id": "5", "mask_svg": "<svg viewBox=\"0 0 264 264\" xmlns=\"http://www.w3.org/2000/svg\"><path fill=\"white\" fill-rule=\"evenodd\" d=\"M127 8V7H126ZM238 15L239 16H241V14L240 13H238ZM92 20H94V21H96V22H99V21H101V20H99L100 18L99 17H96V14H94V16H92V18H91ZM94 24H96L95 22H94ZM99 25H95V29H97V30H94L93 31V33L96 35V38H97V40L99 41L100 40V38H101V36H102V32H100L99 30H98V27ZM104 27V26H103ZM105 29V28H104ZM102 33V34H101ZM100 43H102V42H100ZM105 57V56H104ZM104 57H102L101 59H97V61H99V62H102L103 60H104ZM53 59H56L55 57L53 58ZM103 64H100L99 66H100V75H99V77H101L102 78V76H104V67H105V62L103 61L102 62ZM79 68L76 66V65H73V70H74V73L76 74V76H78L79 75V70H78ZM3 72V74L6 72L5 70H3L2 71ZM13 71H9L8 73H12ZM128 83V82H127ZM126 91V90H125ZM99 92V91H98ZM97 94V93H96ZM95 94V95H96ZM131 94V91L129 90V92H126L125 94H123V96L121 97V99H126V98H128L129 97V95ZM106 96H108V94L106 95ZM6 97V96H5ZM10 98V97H9ZM105 98V96H103V97H101L100 98V102H106V105L105 106H103V105H100L99 103H94L98 108H100V107H102L103 108V112H104V114H105V117L103 118V119H101V121H97V123L99 124V125H105L106 123V125H111L112 123H113V119L114 118H117L118 117V115H119V111L117 110V107L119 106V102H120V100H117L116 102H114L113 103V101L111 102V103H109L110 101H107V100H105L104 99ZM166 98H168L167 96H166ZM42 99V98H41ZM44 100V99H43ZM112 105H114V106H112ZM160 105H161V102H159V101H156V102H154V103H152L151 105H150V108L152 109L151 111H153V113H154V115H152V116H154V117H152V118H154V119H152L153 120V123H152V125H154L155 126V128L157 129V131L159 132V135H161L164 131L163 130H161L160 129V127L162 126V125H164V124H167L169 121L168 120H166V119H163V115L161 114V112H160V110H161V107H160ZM83 107V106H82ZM82 107H81V111H80V116H81V118H80V125L79 126H77V128L73 131V134L69 137V135H65V136H63V139H61V140H56L55 142L56 143H58V144H60L62 147H65V148H67L68 146L69 147H72L73 146V140L72 139H75V140H79V139H86V138H88L89 137V133L88 134H86V135H84L83 134V131H84V127H87V124H85L83 121H82V115H81V113H82ZM112 107H114V108H112ZM248 107H249V111L250 112H254V113H256L255 112V106H254V104H250V105H248ZM32 110V109H31ZM33 111V110H32ZM115 112V113H114ZM120 124L124 127L125 125L123 124V120L122 119H120ZM184 124H189V122L188 121H186L185 119H182V118H180L179 119V121H177L176 123H173V124H167L168 125V130H169V133H170V137L172 138L173 137V135H174V133L176 132V131H178V128L179 127H181V126H183ZM169 125H170V127H169ZM62 123H60V125L59 126H54L53 127V130H52V133L53 132H55V131H63L64 130V128H62ZM256 130L258 131V135H260L261 136V134H260V132H261V128H260V126H258V127H256ZM17 138V137H16ZM21 140H23V142H24V138L22 137V136H20L19 137ZM33 144H32V146L36 149V147L38 148V146L40 145V141H42V139L40 138V137H38V136H34L33 137ZM48 139L50 140L51 139V137H48ZM192 141L193 140H191V142H190V140L188 141V143H192ZM22 143V141H20L19 142V144H21ZM25 145V144H24ZM24 145H22L21 147V149L20 150H23V149H26L25 148V146ZM112 145V144H111ZM264 145V144H263ZM71 149V151L70 152H74L75 151V149L76 148H70ZM30 152V151H29ZM79 154H80V156H82L81 155V153L79 152V151H77ZM90 162H89V164L88 165H90V170L92 171V172H97V170H96V167L94 166V160H93V157L92 158H90ZM179 160H180V158H179ZM177 161H178V157H177ZM177 161L176 162H174V164L175 163H177ZM84 164H86L85 163V160H84ZM53 183L51 182H48V184H47V188H46V190H45V192H44V196L50 201L52 198L50 197L49 198V194H50V189L53 187ZM143 189V187H138V189H136L135 191H136V194H138L139 195V193H140V191ZM178 192H183V191H181V189H179V188H177L176 189V191H175V194L177 193L178 194V196H182V194H180V193H178ZM204 195L203 194H201V192H200V189L199 188H197V190H196V193H195V195H194V200H195V203H191V205L192 206H195V205H200V206H202L203 204H205V200H204V197H203ZM184 198H182L180 201H182ZM191 202V201H190ZM242 223V225L244 224L243 222H241ZM122 225H124L125 226V224L124 223H122ZM127 229V228H126ZM121 230H122V233H123V235H124V237L127 239V241L128 242H130V243H132V239H134V236L135 235H133L132 233H127V231L125 230V228L124 227H121ZM123 230H125V231H123ZM215 230H218V229H215ZM240 231V230H239ZM239 231H238V233H239ZM264 262V261H263ZM262 263V262H261Z\"/></svg>", "mask_w": 264, "mask_h": 264}, {"label": "water", "instance_id": "6", "mask_svg": "<svg viewBox=\"0 0 264 264\" xmlns=\"http://www.w3.org/2000/svg\"><path fill=\"white\" fill-rule=\"evenodd\" d=\"M1 1H7V0H0ZM93 0H89L85 6V10H86V14L88 15V17H90L94 11V7H93ZM14 6H20L19 3H14L13 4ZM46 6V3L44 2H41L39 3L38 5H36V22H38V27L36 29V32L40 31L41 29H43V24L45 23V17L43 15V11H44V8ZM23 9V7H22ZM2 8H0V15L2 14ZM41 44H39L38 46L34 47L33 48V53L32 55L35 56V59H37L36 57V51H37V48L40 47ZM54 222L55 221V218H51V219H48L47 222Z\"/></svg>", "mask_w": 264, "mask_h": 264}, {"label": "flooded vegetation", "instance_id": "7", "mask_svg": "<svg viewBox=\"0 0 264 264\" xmlns=\"http://www.w3.org/2000/svg\"><path fill=\"white\" fill-rule=\"evenodd\" d=\"M40 1H44L45 2V0H37L36 3L40 2ZM24 5L27 6V3L24 2Z\"/></svg>", "mask_w": 264, "mask_h": 264}]
</instances>
